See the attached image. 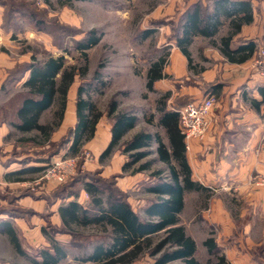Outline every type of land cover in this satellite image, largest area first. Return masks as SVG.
<instances>
[{"label":"rangeland","instance_id":"obj_1","mask_svg":"<svg viewBox=\"0 0 264 264\" xmlns=\"http://www.w3.org/2000/svg\"><path fill=\"white\" fill-rule=\"evenodd\" d=\"M24 1L33 3L35 9L40 13V18L45 19L41 24L42 27H47L48 29L37 31L33 24L21 20L19 24L21 29H16V38L9 36L2 38L1 36L3 35H1L0 73H2L3 68H12L19 63L31 61L32 56H35L38 60H43L49 55L55 57L63 55L66 67L68 69L75 67L76 74L74 81L68 88L64 108L63 96L59 94L54 105L44 112L42 121L52 128L48 139L39 131L22 133L12 128L5 140L6 142L0 144V160L6 162L9 159H16V162L8 171L22 168L24 165L19 162V159L27 157H29L28 160L32 164L46 165L41 171H33L18 176L21 179L19 182L14 181L19 179L17 176L13 178L14 180L8 181L0 178V208L10 209L15 215L21 214L17 217H21L28 225L25 232L29 236L27 237V234L25 235L23 231L21 232L18 229L21 247L29 255L24 256L18 252L9 235L6 232H0V264H33L29 257L37 256L43 247L49 245L46 235L43 234L41 229H37L41 225L47 227L51 232H53V228L59 229L58 231L60 232L57 233L60 236H58L69 242L73 240L77 243H83L81 236L106 235L104 232L99 231L97 227H77L75 232L80 236L75 238L72 234L65 232L62 229V225L59 226L55 223L54 209H57V205L61 200L55 201L54 191L71 182L74 177L82 172H90L104 178L110 176V168L106 171L105 169L112 163L117 152L122 155L119 152L121 147H117L109 157L101 161L99 156L97 157V152L93 146L94 142L91 139L85 141L77 153H70L67 146H61L60 140L70 134L74 128V124L69 123L65 119V112L68 104L77 101L78 88L80 86L84 90L83 97L91 98L97 105L98 110L103 112V116L99 120L102 125L101 130L112 121L111 117L106 116V110L110 101L115 98L119 102L120 110L134 111L140 117L138 125L129 132L127 137L137 131L146 130L159 132L166 140L165 129L159 124L160 102L165 99V104H168L169 99L165 98V95L169 91V85L174 88L175 92L179 91V87L172 82L174 79L166 71H164L165 77H163L164 79L160 82L159 87L156 86L153 90H150L147 87V81L148 70L155 61L161 57L165 58L164 69L170 63L169 57L173 47L172 43L174 42L171 40L174 31L170 24V19L175 21L179 18L184 8L182 0ZM160 20H163L164 23L157 22ZM91 29L98 31L101 35V40L87 50L88 60H86L81 51L77 49L74 39H80ZM152 29L154 30L153 34L151 33L150 36L145 37V31ZM50 30L53 31L51 35L46 33ZM207 44H211V42L203 38L195 42V65L190 66L192 75H198L204 67L210 66V62L202 59L203 55L201 53V48ZM61 75L62 72L58 74L59 81ZM191 77L192 79L194 78V76ZM6 90L8 89L6 88ZM6 90L0 91V104L6 103L10 95L12 96L15 92L21 91L22 88L19 85L9 92ZM210 94L213 93H208L207 95ZM215 95L218 97L217 94ZM173 103L171 102V104ZM62 109L63 115H60ZM57 149H59V152L51 155ZM49 155H51L49 157L51 160L48 164L36 162L40 157H48ZM70 157H78L79 160L75 172L68 178L66 183L56 184L46 182V178L41 179L48 171L56 168V160ZM120 158L127 160L126 156H121ZM148 161H152L151 168L139 173L140 182L134 184L133 187L122 185L124 190L126 189L125 191L132 205L138 211L143 205V200L147 201V199H150L145 188L149 181L154 179L153 172L163 169L164 173L162 176L167 175L169 173L167 164L160 161L157 154L153 153L128 171L123 172V174L112 172L113 174H119L117 181H121L123 175L134 176L132 175V169H136L142 163ZM5 171L4 165H0V176L4 175ZM261 175L260 172L254 171L251 183L256 186H262L257 184ZM74 187L80 191L83 186L82 183H78ZM24 192L30 193L29 197L22 196ZM80 197V201L83 202L87 199L85 194L82 198ZM204 199L203 195L193 193L188 198L190 209L197 206V211H199V208L202 209L205 205ZM226 202L237 222L234 230V233H237H233L234 235L230 236V240L234 245L240 243L236 241L245 239L243 228L247 220L253 222L255 226L253 233L257 242H264V238L259 234L261 224H264V215L251 213L241 217L240 212L247 204L244 199L235 195L230 194ZM13 214L8 216L16 217ZM195 219H198L201 228L209 237H213L217 241H221L225 237L220 227L206 224L204 219H200L199 214H196ZM26 224L24 223L25 226ZM199 230L202 231L201 229ZM79 245L82 244L80 243ZM261 247V245L254 247L256 253H261ZM90 248V246L87 247L88 250ZM202 249L203 251L198 253L201 264H212L217 262L221 256H224L222 247L216 253H211L209 250L207 252L206 248ZM83 253H85L83 246H69L70 255L60 264H93L92 262L83 263L75 258ZM152 261V257L145 252L130 264H152ZM176 263L172 262L169 264ZM224 264H229L226 258Z\"/></svg>","mask_w":264,"mask_h":264},{"label":"trees","instance_id":"obj_2","mask_svg":"<svg viewBox=\"0 0 264 264\" xmlns=\"http://www.w3.org/2000/svg\"><path fill=\"white\" fill-rule=\"evenodd\" d=\"M0 4L5 6L3 27L8 32L12 31V38H16V29H21L19 28L21 20L33 24L37 31L48 29L42 27L41 24L45 19L40 18V13L35 9L32 2L0 0ZM241 14L243 15L238 18V21H252L253 14L249 0H215L212 8L209 5L204 6L198 1L182 10L177 20L172 21L170 19L174 31L171 40L176 42L188 58L191 66L190 45L194 38L198 35L213 38L224 23L223 17L240 16ZM157 22L164 23L163 20ZM52 32L50 30L46 33L51 35ZM153 32V29L147 30L144 35L148 37ZM74 40L77 49L88 60L87 50L100 42L101 35L96 29H91L80 39ZM222 41L227 47L229 38H223ZM250 45L252 51L256 46L255 42L251 41ZM224 51L232 61L245 58H238L236 50L231 51L234 54L225 49ZM164 64L165 58L161 57L149 68L148 89L153 90L155 81L164 76ZM61 72L59 81L58 74ZM75 74L76 68L68 69L63 55L57 57L49 55L43 60H38L32 56L31 61L19 63L8 69L1 82L0 90L3 91L7 88L6 91L9 92L17 87L20 81L23 79L24 81L21 85V91L15 92L6 103L0 104V125L7 123L22 133L39 131L48 139L52 128L48 124L41 123V116L54 105L59 94L63 96L64 108L65 97L69 86L74 81ZM210 88L212 89L213 86L208 87V89ZM259 91L264 98V85L259 87ZM83 93V87L80 86L76 101V125L70 134L60 140L61 146H67L70 153H77L85 141L94 137L97 129L96 124L103 116V112L98 110L95 102L91 98L83 97ZM167 97L168 93L165 95V98ZM163 100L160 102L159 124L166 129L169 145L164 142L159 132L146 130H140L131 138L124 140V136L138 125L140 118L134 111L120 110L118 100L113 98L106 110V116L112 118V137L108 146L99 156L102 161L109 157L117 147H121L122 152L128 155V160L122 166L123 172L128 171L153 153L157 154L160 161L167 164L169 173L162 176L163 169L154 171V179L146 185V191L155 195L145 205L147 218H143L140 213L133 209L127 192L118 185L117 176L119 174H112L104 178L90 172L79 173L71 182L66 183L65 181L66 184L53 193L55 201L61 200L58 212L62 220V229L75 238L80 236L75 232L77 227H97L106 235L81 236L84 242H80L82 245H79L80 243L73 240L69 243L58 240L56 234L60 232L59 229L53 228V232H51L47 227H42V232L48 238L50 245L43 247L38 252L37 257H31L33 264H59L67 258L69 246L72 245L75 247L83 246L85 253L75 257L83 263L129 264L146 252L152 257V264H169L172 262H177L176 264H201L197 257L196 241L187 233L185 226L180 223V213L184 208L185 192L199 190L203 187L199 182L192 179V169L186 156L179 113L167 108L165 99ZM60 115H63V109L60 111ZM58 152L59 149L53 151L51 155ZM51 155L40 157L36 161L41 164H48ZM28 158L19 159V162L24 166L12 171L8 177L16 178L17 176L19 178L17 180H21L18 176L33 171H41L46 166L27 165L30 163ZM174 161L176 165L173 163ZM11 162H16V159H9L5 164ZM151 164L152 161H148L132 170L133 172L147 170L151 168ZM78 183H82L83 186L80 191L74 187ZM82 190L89 195V199L84 203L78 200ZM29 194L24 192L22 196ZM21 212L23 213V211ZM0 214L12 215L13 212L7 208H0ZM19 215L13 214L16 217ZM8 225L9 222L0 221V226L8 228L10 227ZM9 234L18 251L26 254L12 229H10ZM205 245L211 253L221 250L213 237H208L205 240ZM88 246L91 247L89 250L87 249ZM224 263L225 257L221 256L217 262L212 264Z\"/></svg>","mask_w":264,"mask_h":264},{"label":"crops","instance_id":"obj_3","mask_svg":"<svg viewBox=\"0 0 264 264\" xmlns=\"http://www.w3.org/2000/svg\"><path fill=\"white\" fill-rule=\"evenodd\" d=\"M198 1L204 6L209 5L210 8L214 6L215 2V0H182V6H184L183 10ZM249 1L252 7V21H238V18L243 14L240 16L223 17L224 23L213 38L202 35H198L194 38L193 43L190 45L192 54L191 67L195 65V42L201 38L211 42V44L203 46L201 48L202 50L200 49L203 55L202 59L210 62V66L204 67L202 72L198 75H192L188 58L174 41L169 57L170 63L166 65L165 69L163 68V77H165L164 71L168 72L171 78L174 79L172 82L179 87L178 92H175L171 85L168 87L169 91H167V98L169 101L166 107L169 109L177 111V108L183 106V104L188 101L203 98L208 93L218 95V97L215 95L218 102L212 110V122L205 138L191 139L189 149L186 147V140L184 138L187 160L192 169V179L199 182L203 188L185 192L184 208L180 213V223L185 226L187 233L196 241L198 253L203 251L202 248H206L208 252L209 249L205 245V240L209 236L206 235V232L201 228L198 219H195L196 214H199L200 219H204L206 224H213L218 228L220 227L225 237L221 241L215 239V242L219 247H222L224 256L229 264H264V242H257V239L254 237L253 232L255 226L253 222H249V220L245 221V227L243 228V236L245 239L236 241L240 242L238 245H234L230 240V236L234 233L237 222L231 214V210L226 202L230 194L235 195L244 199L247 204L240 212L241 217L251 213L264 215V186H256L251 183L254 171L264 175V98L259 91V87L264 85V80L252 67L258 47L264 45V0ZM4 14L5 6L0 4V36L3 35L1 36L2 38L4 36L12 37V31L8 32L3 27ZM223 38H229L227 47L222 41ZM251 41H254L256 45L252 51L250 47ZM224 49L229 53L239 49L236 54L237 57L245 58L243 60L232 61L225 54ZM10 68L11 67L2 69L3 71L0 73V86L5 78L7 69ZM190 75L194 76V78L192 79ZM163 77L155 81L154 87H159L160 82L164 79ZM23 81L24 79L18 83V86H21ZM209 86H213V88L208 89ZM10 98L11 95L9 99ZM171 102L174 103L171 104ZM258 102H260V104H257ZM65 113V119L69 121V123H73L75 127L77 122L76 102L68 104ZM43 115L44 113L40 119L41 123H43ZM160 115L161 113L159 110V118ZM101 126L100 121H98L96 124L97 129L95 136L91 138V141L94 142L93 146L95 148L94 150L97 152V157L100 156L102 151L108 146L112 137L111 121L109 124H106V127L102 130ZM162 127L165 129L164 126ZM11 130L12 127L7 123L0 125V144L6 142L5 140ZM129 132L124 136V140L131 138V136L136 133L127 137ZM163 140L169 145L168 136L167 140L164 137ZM119 152H121L122 155L117 152L112 163L105 169L106 171L110 168L111 175L114 172L123 174L122 166L128 160V155L123 153L122 149L120 150L119 148ZM121 156H126L127 160L125 161L120 158ZM0 161L2 162L0 165H4L6 169L4 175L0 176V178L4 181L14 180L8 177V174L20 168L8 171L15 162L5 164L4 160ZM173 163L176 165L175 161ZM27 165L35 164L31 162ZM142 171L132 172L134 176L123 175L121 181H118V185L123 190L124 185L133 187L134 184L140 182L138 175ZM14 181L19 182L20 180ZM146 193L149 194L150 199H147V201L143 200L140 211H138L130 201L133 209L140 213L143 218H147L145 213L146 203L152 200V196L155 197L151 192L146 191ZM193 193L201 194L205 197V205L202 209L199 208V211L196 209L198 206L192 209L189 207L188 198ZM84 194L87 196L85 200L87 201L89 195L84 190L81 191L80 198H82ZM25 197H29V195ZM78 200L80 201V199ZM80 202L84 203L83 201ZM59 204L54 211L56 216L55 223L60 226L62 225V220L58 212ZM0 221L9 222V230H7L8 228H6V226L5 228L0 226V232H6L9 237L10 229H12L18 239V229H20L21 232L23 231L25 235L27 234L25 231L28 225L21 217H9L7 214H0ZM42 227L43 225L37 227V229L39 228L42 230ZM260 230L259 234L264 238V224H261ZM236 233L237 232L234 234ZM58 235L57 233L56 238L58 240L69 243V241L61 239L59 237L60 235ZM26 236L29 237L28 234ZM260 245L262 246L261 253L258 254L254 247ZM19 253L24 256H29L26 251V254L22 252ZM69 255L68 250V256ZM31 257H29L30 260Z\"/></svg>","mask_w":264,"mask_h":264},{"label":"built area","instance_id":"obj_4","mask_svg":"<svg viewBox=\"0 0 264 264\" xmlns=\"http://www.w3.org/2000/svg\"><path fill=\"white\" fill-rule=\"evenodd\" d=\"M252 67L257 74L264 80V45L258 47L253 59ZM215 95L210 94L197 100L186 103L177 108L179 113V122L181 131L186 140L187 149L190 148L191 139H204L211 126L212 110L216 105ZM78 157L58 159L55 161V167L48 171L41 179L46 178V182L62 183L75 172L78 165ZM257 184L264 186V176L259 177Z\"/></svg>","mask_w":264,"mask_h":264}]
</instances>
